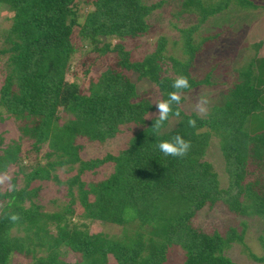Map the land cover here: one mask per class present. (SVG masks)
I'll return each instance as SVG.
<instances>
[{
	"label": "trees",
	"instance_id": "16d2710c",
	"mask_svg": "<svg viewBox=\"0 0 264 264\" xmlns=\"http://www.w3.org/2000/svg\"><path fill=\"white\" fill-rule=\"evenodd\" d=\"M164 4L0 0L12 13L1 34L0 123L12 121L16 131L0 133V176L14 168L10 188L0 191V264H14V257L32 264H239L227 253L243 245L245 222L239 223L241 231L193 225L197 212L218 203L236 217L261 222L262 256L247 249L242 254L264 264V130L258 119L264 116V60L256 67L253 58L246 70L237 69L235 86L222 90L221 102L205 117L180 105L179 117L170 114L158 133L151 128L154 104L174 90L177 76H186L191 85L182 91L181 104L199 86L228 85L225 77L214 76V67L203 79L192 71L209 42L221 40L220 32L199 34L208 18L255 12L264 5L261 0H182L171 17L187 16L189 26L176 25V33L154 37L148 18ZM114 39L120 40L115 46ZM125 41L145 47L144 58H130ZM115 52L94 79L91 67ZM73 65L74 75L87 81H66ZM142 82L150 87L140 92ZM189 119L196 120L195 128ZM131 125L139 130L115 156L80 157V140H112ZM177 133L191 142L188 154L163 155L158 143ZM216 137L227 190L212 165L203 162ZM106 165L110 177L85 180L87 173L95 179ZM36 182L58 186L64 201L51 199L54 211L36 202L41 191L32 187ZM12 214L20 217L15 223L8 219ZM95 223L120 226L122 232L118 237L100 228L92 232ZM70 255L77 259L66 261Z\"/></svg>",
	"mask_w": 264,
	"mask_h": 264
},
{
	"label": "rangeland",
	"instance_id": "374dc122",
	"mask_svg": "<svg viewBox=\"0 0 264 264\" xmlns=\"http://www.w3.org/2000/svg\"><path fill=\"white\" fill-rule=\"evenodd\" d=\"M148 4H157L160 1L165 2L162 9L157 12H154L148 18V23L154 25L151 33L154 37L159 36L162 32H173L176 33L174 27L177 25L178 28H184L185 26H189V23L192 21L187 16H182L181 19L177 20L173 19L171 15L177 12L179 8L178 4L182 0H145ZM255 1V0H254ZM264 5V0H261ZM261 5V4H259ZM12 13L5 7L0 5V47H2V38L1 34L5 31L10 24ZM220 18V19H219ZM221 34L220 41H211L207 45V50H205L202 57H200V61L198 65L195 66V73L203 79V76L206 72H208L211 67H214L212 71L214 76L217 78H226V82L228 85L223 86L221 83L219 88H216L213 85H206L205 87H198L190 91V93L185 96L184 102L181 104L182 109L185 112H193L196 115V111L194 110V106L201 95L207 96L210 100L209 105L207 106V112L203 115H198L199 117H205L211 110L212 107H216L221 102L222 90L226 89L227 92L233 89L235 86L236 70H246V68L252 63V59H254L255 65L257 67L258 64L264 60V8L259 7L255 12L249 13H241L234 14V11L228 16L223 17V15L208 18L207 22L202 27L201 31H199L200 35L205 34ZM161 33V34H162ZM199 34H197L196 38L199 40ZM151 39H149L150 41ZM120 40L114 39L112 41L113 46L117 44ZM261 45V48L259 47ZM112 46V47H113ZM125 48L127 51H130V58L140 60L144 58L145 47H130L125 41ZM175 49H180V47H174ZM152 50V49H151ZM212 53V54H211ZM117 56L115 53H107L104 57V60L97 62L93 67H91V72L94 76V79L102 72L103 65L102 64H111L114 61V58ZM85 58V57H83ZM5 59H3L4 61ZM75 63V62H74ZM75 65H73V70L68 74L65 79L66 81H75L79 83H83L85 80L81 75H74ZM264 70V69H263ZM1 74V73H0ZM92 76V77H93ZM1 81V76H0ZM150 85L148 83L142 82L138 84V88L140 92L148 89ZM155 114V113H154ZM156 116V115H154ZM259 119V130H264V116L258 117ZM170 124L172 127H175L176 121L171 120ZM11 130V133L8 136H13L16 131L13 127V122L8 121L5 123H0V133ZM139 130L138 127L131 125L130 127H123L122 132L116 136V138L112 140H106L105 142L100 141H92L89 142L86 139H82L79 142L84 145L83 149L80 152V157L83 160H90L95 158H102L106 154L115 156L117 152L126 147V144L132 139L134 134ZM212 145L207 148V152L203 162L210 163L212 167L216 170L219 175V180L221 183V189L227 190L228 188V174L226 173V168L224 165L223 157L220 153V139L219 137L211 139ZM14 168L11 167L8 170V177H13ZM99 174L94 176L90 173H87L84 177L85 180H94L95 182L105 180L107 177L113 173L108 166H104L99 169ZM263 178H264V169H263ZM64 179L65 178L63 176ZM32 187H39L41 191H39L38 198L36 202L39 204H43L45 210L54 211L55 208L50 203L51 199L56 198L59 203L63 200L61 195H58L56 192L58 190V186L52 182L38 183L32 185ZM9 187V180H7L4 184H0V191L3 192ZM62 190V188H61ZM235 191L232 192L233 195ZM63 194V193H62ZM245 222L246 224V234L243 240V245L235 244L232 249H230L227 255L234 259L235 262L239 264H262L253 262L251 259L247 258V256L242 254V251L247 249L250 254L256 255L257 257L262 256L263 249L259 241L260 235L263 233V226L259 220H245L244 218L236 217L228 212L226 206L222 203H218L216 206L212 208H205L199 212H197V216L193 218L192 222L195 227L199 229L208 231L212 229H218L220 231L225 228H229L231 226H236L241 231L239 223ZM99 228L101 231L103 230L109 237H118L122 228L111 227L108 225L99 226L95 223L90 229L91 231L99 232ZM41 254H37L36 257H41ZM77 258L76 256L70 255L66 258V261L73 262ZM14 264H32L30 259L26 260L23 258L14 257Z\"/></svg>",
	"mask_w": 264,
	"mask_h": 264
},
{
	"label": "clouds",
	"instance_id": "9594fccd",
	"mask_svg": "<svg viewBox=\"0 0 264 264\" xmlns=\"http://www.w3.org/2000/svg\"><path fill=\"white\" fill-rule=\"evenodd\" d=\"M171 87L174 90L168 93L167 98L158 100L154 104L156 109V119L153 121L151 128L156 133H158L163 127L164 123L169 120L170 114H174L175 116L179 117L180 105L182 101L181 93L185 89H190L191 85L186 76L180 75L173 80ZM209 103V98L207 96L201 95L194 106V110L198 115H203L207 112V106ZM173 105L176 106L175 111H173ZM188 125L195 128L196 120L189 119ZM157 148L165 156L183 158L188 154L191 148V142L185 140L179 133H177L172 137L171 140L160 141L157 145ZM9 179L10 177H8L6 174L0 176V184H4ZM8 219L15 223L20 219V217L18 214H12L8 217Z\"/></svg>",
	"mask_w": 264,
	"mask_h": 264
},
{
	"label": "crops",
	"instance_id": "0c3cea01",
	"mask_svg": "<svg viewBox=\"0 0 264 264\" xmlns=\"http://www.w3.org/2000/svg\"><path fill=\"white\" fill-rule=\"evenodd\" d=\"M261 45H262V44H259V47H260V48H261Z\"/></svg>",
	"mask_w": 264,
	"mask_h": 264
}]
</instances>
